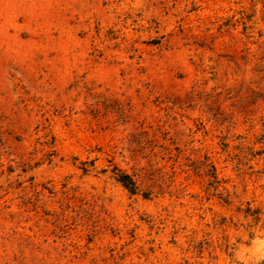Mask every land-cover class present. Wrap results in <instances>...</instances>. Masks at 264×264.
<instances>
[{"label": "rangeland", "instance_id": "374dc122", "mask_svg": "<svg viewBox=\"0 0 264 264\" xmlns=\"http://www.w3.org/2000/svg\"><path fill=\"white\" fill-rule=\"evenodd\" d=\"M0 264H264V0H0Z\"/></svg>", "mask_w": 264, "mask_h": 264}, {"label": "trees", "instance_id": "16d2710c", "mask_svg": "<svg viewBox=\"0 0 264 264\" xmlns=\"http://www.w3.org/2000/svg\"><path fill=\"white\" fill-rule=\"evenodd\" d=\"M115 176L116 180L121 184L124 189L133 194L136 192V186L128 174H125L123 172H117Z\"/></svg>", "mask_w": 264, "mask_h": 264}]
</instances>
